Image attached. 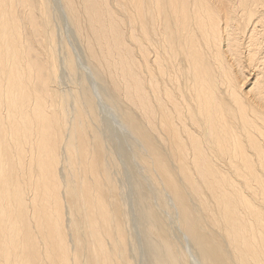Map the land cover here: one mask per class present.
I'll use <instances>...</instances> for the list:
<instances>
[{"label":"bare ground","instance_id":"6f19581e","mask_svg":"<svg viewBox=\"0 0 264 264\" xmlns=\"http://www.w3.org/2000/svg\"><path fill=\"white\" fill-rule=\"evenodd\" d=\"M141 255L264 264V0H0V264Z\"/></svg>","mask_w":264,"mask_h":264},{"label":"rangeland","instance_id":"374dc122","mask_svg":"<svg viewBox=\"0 0 264 264\" xmlns=\"http://www.w3.org/2000/svg\"><path fill=\"white\" fill-rule=\"evenodd\" d=\"M64 30H65L64 33H65V36H66V39H67L68 43L70 44V46L72 48H75L76 49L74 37L71 35V33L67 29L64 28ZM73 40H74V42H73ZM78 62H79L80 67L83 70H86L87 71L86 67L83 65V63L80 60V58H78ZM90 84H91L92 90L94 91L93 94L95 95V98L98 101V106H99V109H100L101 116H103L104 118H106L107 120H109L110 123H111V125H113V127L116 130H118L119 132L122 131L123 136H124V139L128 142V144H130L131 141H132V137H129L130 135L128 133H125V131L123 130L122 125L120 124V121L117 119V117H116L115 113L113 112V110L104 102L103 98L100 97L102 95H101V93H100V91L98 89L97 84L93 80H90ZM126 181L127 182L125 183V187H126V190L128 191L127 192V194H128V196H127L128 201L129 200H133V195H132L131 192H129V190H130L129 180L127 179ZM140 257H139L138 264H143L142 263V255Z\"/></svg>","mask_w":264,"mask_h":264}]
</instances>
